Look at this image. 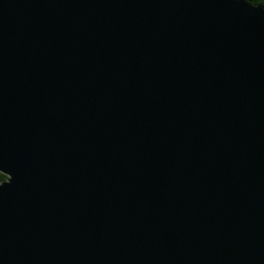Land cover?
I'll return each mask as SVG.
<instances>
[{
	"label": "water",
	"instance_id": "1",
	"mask_svg": "<svg viewBox=\"0 0 264 264\" xmlns=\"http://www.w3.org/2000/svg\"><path fill=\"white\" fill-rule=\"evenodd\" d=\"M0 264H264V6L0 0Z\"/></svg>",
	"mask_w": 264,
	"mask_h": 264
},
{
	"label": "trees",
	"instance_id": "2",
	"mask_svg": "<svg viewBox=\"0 0 264 264\" xmlns=\"http://www.w3.org/2000/svg\"><path fill=\"white\" fill-rule=\"evenodd\" d=\"M250 3H252V4H260V5H263L264 6V0H248ZM5 175L2 173V172H0V181H2L3 179H5Z\"/></svg>",
	"mask_w": 264,
	"mask_h": 264
}]
</instances>
